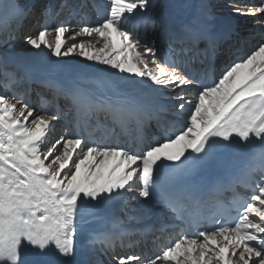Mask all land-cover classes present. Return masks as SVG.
<instances>
[{"label": "snow or ice", "instance_id": "snow-or-ice-1", "mask_svg": "<svg viewBox=\"0 0 264 264\" xmlns=\"http://www.w3.org/2000/svg\"><path fill=\"white\" fill-rule=\"evenodd\" d=\"M108 3L107 14L94 25L82 24L78 31L63 24L43 27L26 41L56 57L79 48V54L90 61L147 77L173 91L201 83L175 64L166 68L156 49L133 26V18L148 9L149 0ZM12 8L11 0H0V12ZM257 12L264 14V0L249 14ZM77 37H96L103 47L88 51L94 47L91 40L68 46V39ZM197 96L181 130L138 152L79 135L61 136L48 145L51 121L57 117L34 115L27 103L17 107L19 98L11 103L0 95V264H25L24 250L34 254L30 264H50L46 257L52 251L72 257L81 204L133 191L134 185L140 197L149 198L159 188L157 170L165 161L206 153L214 140L250 143L254 138L264 144V44L234 63L218 82L201 85ZM178 98L177 107L183 111L187 101L182 92ZM222 191L233 192L231 203L218 201L207 216L184 215L189 203L199 205L202 198L162 192L164 202L184 221L186 232L145 264H264V179L246 202L231 185H217L213 197ZM139 259L128 256L118 261L128 264Z\"/></svg>", "mask_w": 264, "mask_h": 264}, {"label": "bare ground", "instance_id": "bare-ground-1", "mask_svg": "<svg viewBox=\"0 0 264 264\" xmlns=\"http://www.w3.org/2000/svg\"><path fill=\"white\" fill-rule=\"evenodd\" d=\"M41 1L42 0H11L13 8L8 11L0 12V31H2L0 34V42L6 39V31L11 35L9 40L4 41L5 48L2 49L0 47V60H6L7 64H11L10 68L14 69V71L23 72L25 74L29 73L32 77L30 78L32 83L39 81L40 83L44 82L45 85L48 86L58 84L57 86L59 88L68 89L69 94L76 96L75 100L70 102V105L67 103L64 104L65 108L70 112V116L73 115L77 107L79 96H83L85 99L93 97L100 102L111 103L128 109L135 108L139 111L142 110L145 114L149 113L152 108L163 116L174 119L175 122L173 123L169 121L166 122L169 132H166L167 134L165 136L159 134L158 136L162 135L159 142H163V140L181 130L178 127H180V125L183 126L182 123L184 119V122L186 124L188 123L189 114L193 110L194 105L198 102L197 93L201 90V85L197 83L192 82L182 89L177 88L173 91L172 88L154 85L147 77H137L134 74L121 73L118 69H113L109 65L90 61L79 54V48L69 56L61 55L60 57H56L44 47L35 49L27 43L26 37L35 35L43 27L54 29L52 24L60 25L62 22L63 25L71 28H73L72 24L75 22H79L78 24H80V26L82 24H96L101 16L107 14L109 10L108 0H86L85 2L82 1L80 5H78V1L72 0V4L78 6H75L77 10L72 12L73 15H62L59 19H57L58 11H55L53 8L56 3H60V0H50L48 8L51 10V13H49V16H47V13L43 15L46 19L44 22L39 20L37 16L31 15L33 12L40 14L36 8H38V2L40 3ZM61 3L57 8L58 10L62 5ZM260 5L261 0H149L148 9L142 14L137 13L133 18V26L139 30L140 35L148 42H153L149 44L156 49L157 58L164 63L167 68L169 64L174 63L178 66L176 62L166 59L167 55L172 51V48L169 47L170 44L166 42V40L162 41L161 44L157 43L156 39L152 38L155 34V29L151 28V23L156 26L157 23L164 22L163 12H167L175 19H180L181 24L202 23L208 28L210 24H214L213 26L220 29V32L225 30L227 33L231 34L233 38L225 47H231L232 50L235 49L233 46L238 48L241 44H245L241 42L239 38L236 40V37H238L237 32L242 35L250 33L253 35V43H251V46L247 45V50H249L252 46H256V48L260 46L258 44L256 45V40L264 44V31H262L264 26V14L259 12L255 15L249 14L252 9ZM220 6H224L225 10H217ZM26 13L27 16L31 15L32 18L31 16L25 17ZM228 17L247 21L238 22L234 19L228 20ZM73 18H75L76 21L73 20ZM235 22L236 26L239 27L230 29V26ZM235 30L237 31L235 32ZM24 34L26 35L19 38V36ZM66 35L70 36L71 33ZM199 39L200 37L198 41ZM89 40H91L94 47L89 48L88 51L94 53L97 49L103 47V42L99 41L96 37H77L75 41L68 39V46L73 42L79 44L81 41L87 42ZM214 40L213 49L214 52L218 54L221 50L223 40L216 38H214ZM52 41L54 43V37ZM194 41L195 40L191 42L193 43ZM193 50L197 51L196 48H193ZM230 54H233V52ZM149 67L154 68V65L149 62ZM168 70L170 71V68ZM226 71L227 70H225L224 73ZM240 71L243 73L246 72L247 69H241ZM222 72L220 68L218 73L221 74ZM181 92L185 101H187L183 111L179 110L177 107L180 103L178 94ZM9 101L11 103H17V99L10 98ZM22 103L24 102L20 100V103H17V107H20ZM191 103L194 105H191ZM40 114H44V111H34V115ZM53 121H51L52 127L49 130L46 144L50 145L51 143H55L56 140L52 141V139L53 133L56 130L60 132V137L73 136V129L71 128L73 121L67 122L68 127H65L67 128L65 131L60 121ZM185 123H183L184 126L186 125ZM173 163L174 162H163L157 170V176H160L162 172ZM255 165V161L253 160L249 164V168ZM133 187V191H123L109 199L86 201L82 203L77 217L74 255L69 258H62L58 256L55 251H52L46 257L50 264H109L106 263L105 258L99 256L96 251V240L104 238L105 233H92L90 231L91 227L98 221H110L112 224L116 225L118 229L131 225H142L143 222L149 224L154 223L156 219L150 215L153 210L149 209L147 206H143L146 198L139 196L137 201L133 202L135 198L131 196L136 192L135 185ZM136 193L139 194L138 190ZM170 233V230L166 231L168 242L162 240V235L153 237V240L154 242H161L162 245L160 247L167 248L174 244V239H172ZM130 240L132 246H134L136 242L142 240V237L136 234L132 235ZM149 243L150 240H148V244ZM117 257L113 260L114 264H119ZM33 259L34 254L32 252L27 250L22 251V260L25 264H30Z\"/></svg>", "mask_w": 264, "mask_h": 264}, {"label": "rangeland", "instance_id": "rangeland-1", "mask_svg": "<svg viewBox=\"0 0 264 264\" xmlns=\"http://www.w3.org/2000/svg\"><path fill=\"white\" fill-rule=\"evenodd\" d=\"M38 4H39V2H38ZM43 5H45V2H43ZM106 6H107V5H106ZM217 10H225V7H224V6H220V7L217 8ZM84 17H85V16H84ZM86 18H87V17H86ZM231 19L237 20V19H235V18H231V17L229 18V17H228V20H231ZM91 21H92V20H91ZM237 21H238V22H240V21L243 22V21H247V20H243V21H242V20H237ZM61 23H62V22H61ZM78 23H79V22H77V23L75 22V23L72 24V25H73V28L76 29V31L79 30V27H80V24H78ZM52 25H53V24H52ZM57 25H59V24H57ZM57 25L55 24L54 28H55ZM60 25H61V24H60ZM50 27H51V26H50ZM262 31H264V26H263ZM0 34H1V33H0ZM25 35H26V34H24V35H22V36H19V38H22V37L25 36ZM256 38H258V37H256ZM93 39H94V38H93ZM17 40H19V39H17ZM256 41H259V40H256ZM148 43H150V42H148ZM152 43H153V42H151L150 44H152ZM255 43H256V42H255ZM261 44H262L261 42H258V45H261ZM4 45H5V42H0V47H1L2 49L5 48ZM256 45H257V43H256ZM1 48H0V49H1ZM255 49H256V48H253L252 50H250V54H251V52L254 51ZM227 68L229 69L228 66L226 67V70H228ZM223 74H224V73H223ZM221 77H222V75L218 76V80H219ZM218 80H217L216 82H218ZM191 105H194V104L191 103ZM191 109H192V108H191ZM179 120H180V119H179ZM184 121H185V119H184ZM184 121H183V123H185ZM183 123H182L183 126H181L182 128L184 127V124H183ZM180 124H181V123H180ZM185 124H186V123H185Z\"/></svg>", "mask_w": 264, "mask_h": 264}]
</instances>
